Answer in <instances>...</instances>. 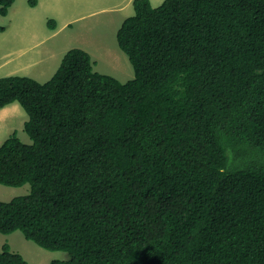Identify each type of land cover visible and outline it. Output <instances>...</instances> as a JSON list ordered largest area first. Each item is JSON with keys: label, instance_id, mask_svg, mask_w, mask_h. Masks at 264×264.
I'll return each instance as SVG.
<instances>
[{"label": "trees", "instance_id": "16d2710c", "mask_svg": "<svg viewBox=\"0 0 264 264\" xmlns=\"http://www.w3.org/2000/svg\"><path fill=\"white\" fill-rule=\"evenodd\" d=\"M133 6L134 80L81 48L46 83L0 78L31 139L0 147V184L30 187L0 200V233L69 256L50 264H264V0ZM0 264L29 262L6 243Z\"/></svg>", "mask_w": 264, "mask_h": 264}, {"label": "rangeland", "instance_id": "374dc122", "mask_svg": "<svg viewBox=\"0 0 264 264\" xmlns=\"http://www.w3.org/2000/svg\"><path fill=\"white\" fill-rule=\"evenodd\" d=\"M29 1L16 0L9 15L0 16V25L4 24L6 18L12 17L14 21L22 18L25 23L36 24L44 29L45 25L40 21L42 17H51L57 12H62L64 17L60 18L65 21L62 25L68 24L69 27L58 38L51 41L53 47L49 46L54 48V52L81 48L91 54L93 61L97 63L96 69L99 72L114 76L124 83L135 77L134 67L128 55L119 47L117 40V33L125 20L135 15L133 1L129 5L125 3L127 0H40L38 10L41 16L38 17L33 14L34 10L29 8ZM164 1L151 0L154 7L160 6ZM46 46L49 48L48 44ZM19 48L17 52H12L13 60H15L16 67L19 70L22 69L25 74L32 72L30 71V59L41 58L43 62L57 59L47 65L39 78L41 83L48 82L54 76L65 55L57 58L50 57L53 54L52 51L50 55L46 54L42 57L39 55L38 57L36 53L30 55L25 48ZM7 57L8 54L5 55V58ZM27 120L28 115L22 107L15 114L9 115L7 121L0 118V147L15 131H18V136L23 142L30 144L31 139L24 131V124ZM29 192L28 185L11 188L0 184V200L9 201L14 197L27 195ZM5 243L10 244L13 252L21 253L29 264H50L54 260L69 258L65 252L47 250L27 240L21 231L12 234L0 233V252Z\"/></svg>", "mask_w": 264, "mask_h": 264}, {"label": "crops", "instance_id": "0c3cea01", "mask_svg": "<svg viewBox=\"0 0 264 264\" xmlns=\"http://www.w3.org/2000/svg\"><path fill=\"white\" fill-rule=\"evenodd\" d=\"M130 1V2H129ZM133 0H127L126 4H132ZM40 5V0H38V4L35 7H31L34 10V15L36 17L41 16L38 10ZM14 7V6H13ZM12 7V8H13ZM10 9V11L12 10ZM10 13V12H9ZM9 15V14H8ZM64 17L62 12H57L51 17H42L40 21L45 25V28H41L36 24L29 25L23 21L22 18H19L17 21H14L12 17L6 18V21L2 26H5L4 32L0 33V77L10 76V75H21V76H29L39 80L40 76L44 73L47 65L51 64L53 61H57L54 59H49L43 62V59L36 58V60L30 59L29 63L31 65L30 74H25L22 72V69H18L16 67L15 60H13L12 52H17L25 48V51L32 53H36L39 55H50L53 51V54L50 57H58L67 53L69 50H60L58 53L54 52V48L52 49L51 41L53 39L58 38L61 33L65 32V29L69 27V25H62L65 21L60 18ZM49 19H55L58 22V28L55 31L49 30L47 26V22ZM62 19V20H61ZM68 23L69 20H66ZM67 26V27H66ZM48 47L47 48V45ZM52 46L50 48V46ZM8 54V57L5 58V55ZM12 55V56H11ZM11 56V57H10ZM41 66V68H39ZM97 66V63H96ZM96 69V67H95ZM97 70V69H96ZM98 71V70H97ZM19 108H21L18 104H11L10 106L0 110V118L7 121L9 115L15 114Z\"/></svg>", "mask_w": 264, "mask_h": 264}, {"label": "clouds", "instance_id": "9594fccd", "mask_svg": "<svg viewBox=\"0 0 264 264\" xmlns=\"http://www.w3.org/2000/svg\"><path fill=\"white\" fill-rule=\"evenodd\" d=\"M29 5H30V4H29ZM36 6H37V5H36ZM49 20H50V19H49ZM49 20H48V22H49ZM52 20H55V19H52ZM52 31H55V30H52ZM1 33H2V32H1ZM67 52H68V51H67ZM1 76H2V77H7V76H3V74H2ZM2 77H0V78H2ZM32 78H33V77H32ZM34 79H35V78H34ZM134 79H135V77H134L133 79L129 80V81H132V80H134ZM36 80H37V79H36ZM38 81H39V80H38ZM129 81H128V82H129ZM125 83H126V82H125ZM13 104H19V103L16 102V103H13ZM19 105H20V104H19ZM9 106H10V105H9ZM20 106H21V105H20ZM7 107H8V106H7ZM25 123H26V122H25ZM24 125H25V124H24ZM5 244H6V243H5ZM5 244H4V245H5ZM2 248H3V247H2ZM11 249H12V248H11Z\"/></svg>", "mask_w": 264, "mask_h": 264}, {"label": "bare ground", "instance_id": "6f19581e", "mask_svg": "<svg viewBox=\"0 0 264 264\" xmlns=\"http://www.w3.org/2000/svg\"><path fill=\"white\" fill-rule=\"evenodd\" d=\"M130 2V1H129ZM125 3H126V1H125ZM127 6V5H126Z\"/></svg>", "mask_w": 264, "mask_h": 264}]
</instances>
